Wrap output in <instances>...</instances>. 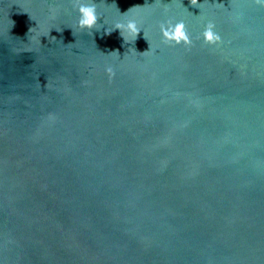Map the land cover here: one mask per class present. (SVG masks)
Wrapping results in <instances>:
<instances>
[{
  "label": "water",
  "instance_id": "obj_1",
  "mask_svg": "<svg viewBox=\"0 0 264 264\" xmlns=\"http://www.w3.org/2000/svg\"><path fill=\"white\" fill-rule=\"evenodd\" d=\"M198 2L0 0V264H264V7Z\"/></svg>",
  "mask_w": 264,
  "mask_h": 264
},
{
  "label": "clouds",
  "instance_id": "obj_2",
  "mask_svg": "<svg viewBox=\"0 0 264 264\" xmlns=\"http://www.w3.org/2000/svg\"><path fill=\"white\" fill-rule=\"evenodd\" d=\"M190 4L192 6L199 7L200 3L198 0H189ZM255 4L264 7V0H254ZM141 5H136L133 7H144ZM131 7V8H133ZM129 8L126 12L121 13L122 16H127L128 11L131 9ZM77 11H78V20L77 23L80 28L89 29L92 30L96 28V25L98 24L99 17L97 15L96 11V5L94 3H78L77 5ZM160 27V33L162 36V43L169 45V46H176V45H183L186 49L190 48L193 41L190 37L186 26L182 20L177 21L175 23L171 22V20L166 21L165 23H161L159 25ZM115 29L120 30L121 36L124 38V33H128L132 39L131 41L134 42L137 38L138 33L141 31V26L139 25L138 21L135 18H128L125 21H117L114 25ZM215 24L209 20L201 33L202 41L204 44L207 45H218L221 43V36L220 34L214 30ZM111 31L106 30L105 34L110 33ZM145 37V35H144ZM146 39V37H145ZM125 40V39H124ZM147 40V39H146ZM126 41V40H125ZM127 42V41H126ZM148 50L142 52L147 53L149 51H154L152 49L150 43ZM116 52V51H112ZM117 53V52H116ZM118 54V53H117ZM105 72L109 74L110 77L114 76V69L112 66H106Z\"/></svg>",
  "mask_w": 264,
  "mask_h": 264
}]
</instances>
